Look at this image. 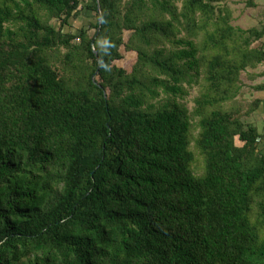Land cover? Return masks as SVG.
Wrapping results in <instances>:
<instances>
[{
  "label": "trees",
  "instance_id": "1",
  "mask_svg": "<svg viewBox=\"0 0 264 264\" xmlns=\"http://www.w3.org/2000/svg\"><path fill=\"white\" fill-rule=\"evenodd\" d=\"M93 1L90 37L62 30L80 0H0V264H264L263 136L224 106L264 27L222 0Z\"/></svg>",
  "mask_w": 264,
  "mask_h": 264
},
{
  "label": "rangeland",
  "instance_id": "2",
  "mask_svg": "<svg viewBox=\"0 0 264 264\" xmlns=\"http://www.w3.org/2000/svg\"><path fill=\"white\" fill-rule=\"evenodd\" d=\"M20 1V0H18ZM81 5L79 7L80 15L78 17H73L70 22L63 27V33L66 34H78L84 27L89 28L90 31L88 32L90 34V37L93 36L94 32H96L95 26L97 22L100 20L99 15L100 12L96 11L94 9H89V6H93L94 1L93 0H80ZM24 6L23 3H20ZM233 11H234V21L233 24L235 26L241 27V28H248V26H245L242 20H240V6L231 5ZM46 18V16H44ZM46 20V19H44ZM50 24L54 25L57 29L60 28V23L57 21V19H50ZM13 29V28H12ZM124 33V42L125 44L121 47V55L122 59L116 60L113 65L117 66L118 68H123L127 72H131L134 65L137 62V52L136 50L131 51L127 50L126 44L129 43L131 38L130 31H125ZM256 46V45H254ZM60 55L58 56L59 60H66L65 66H59L61 70H65L67 74L65 77H73L75 78V69L70 66V63L75 61V56L69 55L70 59L67 60L66 56L68 55V49H62L60 48ZM60 60V61H61ZM200 76L196 77V83L193 86H187L185 85V88L187 90V94L184 95L182 99H180V102L187 108L189 111V114L192 116V112L195 109V99L198 98L201 95V92H207L208 91V84L205 80V72L204 68H201ZM256 69V68H255ZM248 70V69H247ZM249 70H252L249 68ZM257 72L259 70H256ZM256 71H252L256 72ZM247 71H243L240 76V85H241V93L238 95L237 99L233 102H227L224 104L226 107V110H229L232 113L244 115L245 117V123L250 125H256L257 128H259V133L263 134V126L262 125V118L261 115L262 107L257 109V111L252 110L253 106L255 107L258 102L264 101V92H261L262 90L259 89L264 86V77L261 73H256L257 75H254L252 78L248 77L245 73ZM77 80V78L75 79ZM81 82H78L80 84ZM252 87V88H251ZM260 103V104H261ZM262 105V104H261ZM192 139L193 141L198 137L200 129L198 128L199 118L194 117L192 119ZM264 135V134H263ZM262 135V136H263ZM236 144L239 147L243 146V143L238 140H236ZM191 147L196 151V163L193 164L192 169L194 170V173L196 175H202L203 168H204V157L201 155L200 152L196 149V142L194 141L191 143Z\"/></svg>",
  "mask_w": 264,
  "mask_h": 264
},
{
  "label": "crops",
  "instance_id": "3",
  "mask_svg": "<svg viewBox=\"0 0 264 264\" xmlns=\"http://www.w3.org/2000/svg\"><path fill=\"white\" fill-rule=\"evenodd\" d=\"M222 2L223 3L229 2L234 6L236 5L240 6L239 8L240 20H242L245 26H248V28H243V29L245 30L252 28L261 29L264 27V0H222ZM256 70L259 71L257 72ZM252 71H256V72L252 73ZM256 73H261L264 77V63L258 65L256 69H252V70L248 69L245 74L248 77L252 78L254 75H257ZM259 89L262 90L261 92H264V86ZM260 103L261 102H258V104H256L255 107L253 106L252 110L257 111V109L262 107V111H261V115L263 116L262 125H264V101L261 103L262 105ZM263 134H264V126H263ZM263 147H264V135H263Z\"/></svg>",
  "mask_w": 264,
  "mask_h": 264
},
{
  "label": "water",
  "instance_id": "4",
  "mask_svg": "<svg viewBox=\"0 0 264 264\" xmlns=\"http://www.w3.org/2000/svg\"><path fill=\"white\" fill-rule=\"evenodd\" d=\"M101 17H102V16H101V13H100V15H99L100 20H101ZM99 31H100V28H99L98 32H99ZM95 52H96V51H95ZM97 73H98V72H97Z\"/></svg>",
  "mask_w": 264,
  "mask_h": 264
}]
</instances>
